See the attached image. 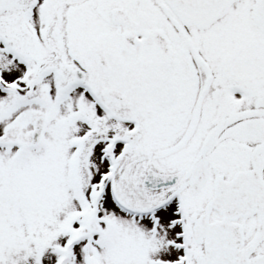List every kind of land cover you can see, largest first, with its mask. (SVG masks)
<instances>
[{
  "label": "snow or ice",
  "instance_id": "snow-or-ice-1",
  "mask_svg": "<svg viewBox=\"0 0 264 264\" xmlns=\"http://www.w3.org/2000/svg\"><path fill=\"white\" fill-rule=\"evenodd\" d=\"M0 264H264V0H0Z\"/></svg>",
  "mask_w": 264,
  "mask_h": 264
}]
</instances>
